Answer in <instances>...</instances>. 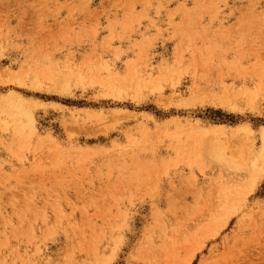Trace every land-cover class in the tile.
I'll return each mask as SVG.
<instances>
[{"label":"rangeland","instance_id":"rangeland-1","mask_svg":"<svg viewBox=\"0 0 264 264\" xmlns=\"http://www.w3.org/2000/svg\"><path fill=\"white\" fill-rule=\"evenodd\" d=\"M263 156L264 0H0V264H264Z\"/></svg>","mask_w":264,"mask_h":264},{"label":"bare ground","instance_id":"bare-ground-1","mask_svg":"<svg viewBox=\"0 0 264 264\" xmlns=\"http://www.w3.org/2000/svg\"><path fill=\"white\" fill-rule=\"evenodd\" d=\"M208 147V146H207ZM207 147H206V149H207ZM264 157V156H263Z\"/></svg>","mask_w":264,"mask_h":264},{"label":"trees","instance_id":"trees-1","mask_svg":"<svg viewBox=\"0 0 264 264\" xmlns=\"http://www.w3.org/2000/svg\"><path fill=\"white\" fill-rule=\"evenodd\" d=\"M193 264H195V263H193Z\"/></svg>","mask_w":264,"mask_h":264}]
</instances>
